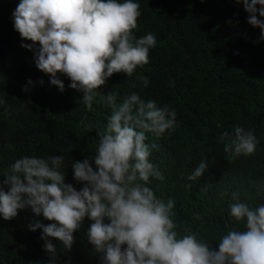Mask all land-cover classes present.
Wrapping results in <instances>:
<instances>
[{
  "label": "trees",
  "instance_id": "1",
  "mask_svg": "<svg viewBox=\"0 0 264 264\" xmlns=\"http://www.w3.org/2000/svg\"><path fill=\"white\" fill-rule=\"evenodd\" d=\"M19 2L0 0V98L6 101L0 106V182L17 159L56 154L65 158V182L79 190L83 184L74 180L71 163L95 154L110 109L100 95L92 110L86 109L83 93L68 87L71 81L66 75L57 74L65 84L61 92L50 83V74L36 67L34 52L21 47L33 42L22 41L14 30L13 12ZM138 2L142 15L135 35L152 33L157 41L149 62L132 78L115 73L96 91L118 93L117 102L138 92L142 99L176 110L175 131L160 137L147 134L146 143L155 145L151 162L165 177L152 178L150 186L159 198L175 200L181 231L199 232L212 242L211 249L218 250L220 241L214 237L226 234L228 228L243 230L230 217L232 194L238 193L253 207L264 203V188L257 191L264 186V41L257 43L261 29L248 23L249 13L236 0ZM137 76L149 80L147 88ZM28 79L35 87L24 92ZM88 124L93 125L91 131ZM236 124L252 130L259 140L249 156L233 158L224 151L229 141L222 133L231 134ZM205 161L204 175L188 181L186 176ZM37 220L45 225L53 222L37 217L30 207L11 220L0 217V264H102L104 253L88 242L92 221L85 218L71 250L52 238L57 249L51 254L43 248L42 230L28 229Z\"/></svg>",
  "mask_w": 264,
  "mask_h": 264
},
{
  "label": "clouds",
  "instance_id": "2",
  "mask_svg": "<svg viewBox=\"0 0 264 264\" xmlns=\"http://www.w3.org/2000/svg\"><path fill=\"white\" fill-rule=\"evenodd\" d=\"M236 3L249 13L248 23L261 29L257 43L264 41V20L258 18L264 17V0ZM141 15L138 0H20L13 12L14 30L22 41L33 42L21 47L34 52L36 67L50 74V83L61 92L65 84L57 74L66 75L71 81L68 87L83 93L88 110L100 95L110 115L98 133L95 154L71 163L73 178L82 188L65 182L63 155L23 156L2 176L0 217L11 220L30 207L37 217L53 221L28 225L29 231L42 230L43 248L51 254L57 249L52 238L71 250L74 234L87 218L92 221L88 242L104 253L102 264H264V203L253 207L233 193L230 217L243 230L228 228L226 234L214 237L213 241H220L215 250L199 232L181 231L175 200L159 198L150 186L152 178L163 181L165 177L151 162L155 145L146 143L147 134L160 137L175 131L176 110L142 99L138 92L117 102L118 93L96 91L115 73L132 78L138 67L149 62L157 41L152 33L135 35ZM136 79L148 87L147 78ZM34 87L28 79L22 91ZM5 104L0 98V106ZM86 127L91 131L93 125ZM222 137L229 141L224 151L233 158L253 154L259 144L254 132L239 124ZM207 169V162H201L186 179L196 181Z\"/></svg>",
  "mask_w": 264,
  "mask_h": 264
}]
</instances>
